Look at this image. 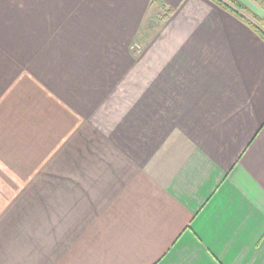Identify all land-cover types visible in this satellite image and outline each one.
Instances as JSON below:
<instances>
[{"label":"crops","instance_id":"1","mask_svg":"<svg viewBox=\"0 0 264 264\" xmlns=\"http://www.w3.org/2000/svg\"><path fill=\"white\" fill-rule=\"evenodd\" d=\"M163 1L142 55L119 36L79 61L156 6L0 0V49L69 50L39 76L52 97L28 76L1 95L0 264H264V41L210 0Z\"/></svg>","mask_w":264,"mask_h":264},{"label":"rangeland","instance_id":"2","mask_svg":"<svg viewBox=\"0 0 264 264\" xmlns=\"http://www.w3.org/2000/svg\"><path fill=\"white\" fill-rule=\"evenodd\" d=\"M244 4H247L253 9L255 12L260 14L262 17H264V11L260 10L253 2L252 0H240ZM215 4V3H214ZM216 5V4H215ZM219 7V6H218ZM160 10V9H159ZM157 7H154V10L147 11L145 17L143 18V23L147 20L148 26H146V29L142 32V30L137 34V36L134 33L128 34V33H100V34H93V38H91V43L94 46V48H85V49H75L73 50V53L77 60L80 61V59L85 57H103L109 55V57H112L113 55L117 56V50L112 45L116 43H111L112 41H117L120 37H123L122 45H125V51H127L130 55L133 56H140L145 52V46L149 43L150 39L158 32L159 27H157L154 24H157L159 22L158 20V12L159 11ZM156 11V12H154ZM161 12V11H160ZM157 15V16H156ZM166 22V21H165ZM34 34H37L34 32ZM46 44L52 43L54 41V37L56 34L54 33H47L46 34ZM61 35V34H60ZM64 35V34H63ZM78 37L75 39L72 36H66L68 40L65 38H61V41H86V34H77ZM81 37V38H80ZM70 38V39H69ZM80 38V39H79ZM106 40V43L103 44ZM90 41V40H89ZM87 42V41H86ZM19 44V43H17ZM101 46V47H97ZM127 46V48H126ZM69 50H58V49H41L37 47L32 48H20V47H13L11 49H0V57L2 58L3 62L0 63V76L4 77L6 76V80L2 81L0 80L1 89H0V100L6 98L5 96H1L8 87H12V91H15L18 84L22 83L23 78H26L28 76L32 82V85L35 83H39L40 86L38 88L42 87L44 90H46L45 94L50 95L49 97H52V95L55 93L52 88H50V85L46 82H42L41 78V72H43L42 69L45 68H55L59 67L63 73H67L66 67H69L67 63H65L64 59L66 57H69L67 52ZM127 53V54H128ZM122 58V57H121ZM112 59V58H110ZM114 60V59H113ZM78 61V62H79ZM76 66L74 64H71L70 67ZM49 69H46L44 73H51ZM28 79V78H27ZM42 82V83H40ZM118 85V81L115 82ZM116 85V87H118ZM39 92H41L38 89ZM17 98V97H16ZM58 99V98H57ZM60 102L66 106H64L65 111L63 112V115H67L69 113V106L66 102H64L63 98H60ZM16 101L14 100V104ZM19 104V103H16ZM67 107V108H66ZM63 158V157H62ZM53 162L50 161V167H52ZM64 162L63 164H65Z\"/></svg>","mask_w":264,"mask_h":264},{"label":"trees","instance_id":"3","mask_svg":"<svg viewBox=\"0 0 264 264\" xmlns=\"http://www.w3.org/2000/svg\"><path fill=\"white\" fill-rule=\"evenodd\" d=\"M215 3L220 8L226 10L236 18H238L241 22L247 24L255 33H257L261 39L264 41V17L255 12L251 7L247 4H244L240 0H210ZM252 2L260 9L264 11V0H252ZM151 6H156L160 9V13L158 14V20L156 25L160 28V26L167 21L175 12V10L163 0H151ZM147 20L143 23L141 28L142 32L148 26Z\"/></svg>","mask_w":264,"mask_h":264}]
</instances>
